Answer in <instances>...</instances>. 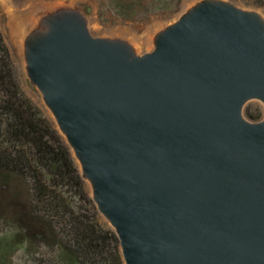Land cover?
<instances>
[{
	"label": "water",
	"instance_id": "1",
	"mask_svg": "<svg viewBox=\"0 0 264 264\" xmlns=\"http://www.w3.org/2000/svg\"><path fill=\"white\" fill-rule=\"evenodd\" d=\"M26 71L124 264H264V20L202 0L137 55L82 16L42 19ZM37 31V32H36Z\"/></svg>",
	"mask_w": 264,
	"mask_h": 264
},
{
	"label": "trees",
	"instance_id": "2",
	"mask_svg": "<svg viewBox=\"0 0 264 264\" xmlns=\"http://www.w3.org/2000/svg\"><path fill=\"white\" fill-rule=\"evenodd\" d=\"M0 220L25 244L32 264H124L119 239L101 220L70 147L22 91L1 31Z\"/></svg>",
	"mask_w": 264,
	"mask_h": 264
},
{
	"label": "rangeland",
	"instance_id": "3",
	"mask_svg": "<svg viewBox=\"0 0 264 264\" xmlns=\"http://www.w3.org/2000/svg\"><path fill=\"white\" fill-rule=\"evenodd\" d=\"M175 1L0 0V31L11 53L22 91L54 121L40 91L27 75L24 44L34 32L32 28L28 29L20 40L17 28L23 21H29L27 26L29 28L37 19L42 21L60 11H74L82 16L92 36L121 40L130 46L135 54L143 55L154 49L155 39L160 31L202 0H181L178 5H175ZM221 1L230 2L243 10L254 11L264 20V0ZM162 2H168L170 8L163 10L156 8V5ZM247 111L259 113L261 118L264 114L263 105L257 100L246 103L245 116ZM101 220L108 225L103 217ZM16 241L13 229L0 220V264H32L25 251V244L20 240Z\"/></svg>",
	"mask_w": 264,
	"mask_h": 264
},
{
	"label": "bare ground",
	"instance_id": "4",
	"mask_svg": "<svg viewBox=\"0 0 264 264\" xmlns=\"http://www.w3.org/2000/svg\"><path fill=\"white\" fill-rule=\"evenodd\" d=\"M28 24H29V21L28 22H24L23 21V23H21L19 25V27L17 28V30H19V31H17L18 32L19 39H20V37L23 36V34L25 33V31H27L28 29H31L32 28V31H34V30H37V29H41L42 28V22L39 19H37L36 21H34V23H32L29 28L27 27V26H29Z\"/></svg>",
	"mask_w": 264,
	"mask_h": 264
}]
</instances>
